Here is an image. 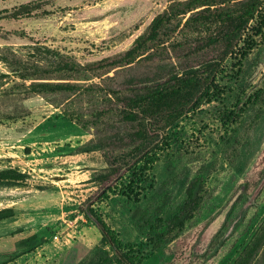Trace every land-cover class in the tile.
Listing matches in <instances>:
<instances>
[{
    "label": "rangeland",
    "instance_id": "374dc122",
    "mask_svg": "<svg viewBox=\"0 0 264 264\" xmlns=\"http://www.w3.org/2000/svg\"><path fill=\"white\" fill-rule=\"evenodd\" d=\"M34 1H42L35 16L0 17V169L28 176L24 186L0 188V210L15 211L0 222V264H115L79 211L87 197L99 195L95 208L137 264H227L264 216V181L257 189L264 177V26L240 64L225 62L211 96L168 130L158 151L104 181L96 179L106 169L100 152L76 151L93 131L23 86L41 78L65 81L58 79L71 74L58 55L84 64L126 49L171 1L0 0V12ZM74 78L100 82L90 73ZM193 179L202 183V201L174 228L167 220ZM241 186L258 194L240 222L216 248L244 196L208 250L194 254L203 228ZM258 234L264 248V233ZM250 264H258V254Z\"/></svg>",
    "mask_w": 264,
    "mask_h": 264
},
{
    "label": "trees",
    "instance_id": "16d2710c",
    "mask_svg": "<svg viewBox=\"0 0 264 264\" xmlns=\"http://www.w3.org/2000/svg\"><path fill=\"white\" fill-rule=\"evenodd\" d=\"M170 1L126 49L84 64L58 55L61 69L71 74L58 79L65 81L41 78L23 86L25 91L60 107L63 116L81 129L93 131L94 137L76 151L100 152L106 169L96 179L109 181L120 169L146 162L166 143L168 130L194 114L211 96L225 62L241 63L264 26V0ZM41 5L42 1L20 4L0 12V17H32ZM84 73L98 77L100 82L70 81ZM241 161L233 165L234 171L241 170ZM27 178L15 167L2 168L0 188H19L26 185ZM201 185L198 179L189 182L183 200L167 220L172 227H182L198 209ZM101 197H87L79 205L80 213L97 228L99 244L107 247L113 263L137 264L121 249L113 229L95 208ZM135 213L140 216L141 210ZM14 214L12 207L1 209L0 222ZM263 223L264 216L256 234L227 264H250L257 254L258 264H264L263 236L258 234L264 233ZM77 264L94 263L82 260Z\"/></svg>",
    "mask_w": 264,
    "mask_h": 264
},
{
    "label": "water",
    "instance_id": "95a60500",
    "mask_svg": "<svg viewBox=\"0 0 264 264\" xmlns=\"http://www.w3.org/2000/svg\"><path fill=\"white\" fill-rule=\"evenodd\" d=\"M240 192L241 189L236 190V192L229 198L226 204L220 208V210L203 228L193 248L196 254H202L206 250L213 236L217 233V231L223 224L226 214L230 210L232 204L234 203ZM249 202H251V199H249Z\"/></svg>",
    "mask_w": 264,
    "mask_h": 264
},
{
    "label": "flooded vegetation",
    "instance_id": "af4514ba",
    "mask_svg": "<svg viewBox=\"0 0 264 264\" xmlns=\"http://www.w3.org/2000/svg\"><path fill=\"white\" fill-rule=\"evenodd\" d=\"M263 181H264V177L261 179V181L259 182V184H258V187H257V189L259 190L260 189V187H261V184L263 183ZM238 189H241V192L238 194V196H237V198H236V200L234 201V203L232 204V206H231V208L233 209V206L235 205V203H237V200H238V198H240L241 196H244L245 197V200H244V202L242 203V206H241V208L239 209V212H237L236 213V216L234 217V219L232 220V223L230 224V226L228 227V229H227V232H226V234L222 237V238H226V236L231 232V230L233 229V228H235L236 226H237V224L240 222V220L242 219V216H243V212H244V209L249 205V204H251L252 202H253V200H254V198L257 196V191H253L252 192V194L251 195H247V194H245L246 193V189H245V187L244 186H241L240 188H238ZM237 189V190H238ZM249 199H251V202H249ZM230 208V210L228 211V213L230 212L231 213V211H232V209ZM226 214V217H225V220H224V222H223V224L221 225V227L219 228V230L217 231V233L213 236V238H212V240L210 241V243H209V245L207 246V248H206V250L202 253V254H196L195 252H194V250H193V253L194 254H196V255H203L207 250H208V248H209V246L212 244V242H213V240L220 234V232L223 230V228L225 227V224H226V222H227V219H228V217H229V215L230 214ZM263 218V217H262ZM260 222V221H259ZM236 224V225H235ZM235 225V226H234ZM258 227H259V223H258ZM257 227V228H258ZM256 228V229H257ZM255 229V230H256ZM253 235V234H252ZM251 235V236H252ZM250 237V236H249ZM248 237V238H249ZM222 238L220 239V241L222 240ZM247 238V239H248ZM246 239V240H247ZM219 241V242H220ZM246 242V241H245ZM241 245H243V244H241ZM241 245L238 247V250L240 249V247H241ZM237 250V251H238ZM236 251V252H237ZM236 252H235V254H236ZM235 256V255H234Z\"/></svg>",
    "mask_w": 264,
    "mask_h": 264
}]
</instances>
